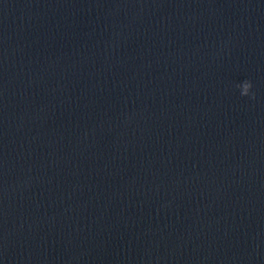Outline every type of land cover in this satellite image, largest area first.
Masks as SVG:
<instances>
[{
    "label": "water",
    "instance_id": "95a60500",
    "mask_svg": "<svg viewBox=\"0 0 264 264\" xmlns=\"http://www.w3.org/2000/svg\"><path fill=\"white\" fill-rule=\"evenodd\" d=\"M0 264H264V0H0Z\"/></svg>",
    "mask_w": 264,
    "mask_h": 264
},
{
    "label": "clouds",
    "instance_id": "9594fccd",
    "mask_svg": "<svg viewBox=\"0 0 264 264\" xmlns=\"http://www.w3.org/2000/svg\"><path fill=\"white\" fill-rule=\"evenodd\" d=\"M237 87L241 89V95L247 96L252 84L250 81H244L243 83L238 84Z\"/></svg>",
    "mask_w": 264,
    "mask_h": 264
}]
</instances>
